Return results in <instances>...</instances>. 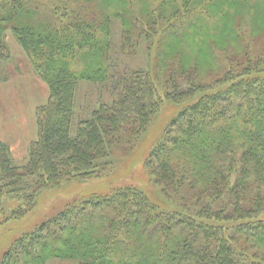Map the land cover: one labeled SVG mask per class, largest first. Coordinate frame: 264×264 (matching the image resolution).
<instances>
[{
  "label": "trees",
  "instance_id": "1",
  "mask_svg": "<svg viewBox=\"0 0 264 264\" xmlns=\"http://www.w3.org/2000/svg\"><path fill=\"white\" fill-rule=\"evenodd\" d=\"M8 30L49 89L27 159L0 140L13 219L47 188L99 177L164 101L181 108L145 160L159 199L134 184L75 199L0 264H264V0H0V62ZM85 82L112 99L76 116Z\"/></svg>",
  "mask_w": 264,
  "mask_h": 264
},
{
  "label": "rangeland",
  "instance_id": "2",
  "mask_svg": "<svg viewBox=\"0 0 264 264\" xmlns=\"http://www.w3.org/2000/svg\"><path fill=\"white\" fill-rule=\"evenodd\" d=\"M6 41L13 55L8 61L0 62V140L10 145L13 160L21 164L28 157L30 142L37 137L34 107L47 101L49 89L33 69L27 53L10 30L6 33ZM124 62H130L132 67H137L140 64L145 65L146 58L140 55L131 61L129 58L125 59ZM111 90L108 87L101 92L93 84L81 83L76 116L79 115L82 104L91 101L94 105L100 93H103L102 99L111 100ZM180 108L181 105L175 101H164L159 106V111L150 118L139 144L119 152L113 166L107 168L99 177L64 180L57 187L43 190L35 208L18 219H13L9 211V206H16L17 202L6 203V212L0 206V258L16 237L34 229L75 199L94 193H110L113 189L128 184L142 187L148 195L159 199V186L151 181L145 160L151 148L163 135L167 123ZM5 201L6 197L1 202ZM49 264L73 263L54 260Z\"/></svg>",
  "mask_w": 264,
  "mask_h": 264
},
{
  "label": "crops",
  "instance_id": "3",
  "mask_svg": "<svg viewBox=\"0 0 264 264\" xmlns=\"http://www.w3.org/2000/svg\"><path fill=\"white\" fill-rule=\"evenodd\" d=\"M34 111H36V106L34 107ZM35 117H36V113H35ZM36 126H37V124H36Z\"/></svg>",
  "mask_w": 264,
  "mask_h": 264
}]
</instances>
